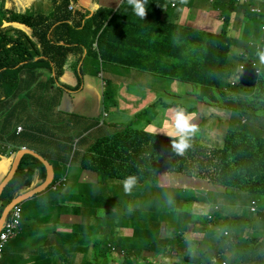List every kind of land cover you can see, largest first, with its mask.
<instances>
[{
    "label": "trees",
    "instance_id": "trees-1",
    "mask_svg": "<svg viewBox=\"0 0 264 264\" xmlns=\"http://www.w3.org/2000/svg\"><path fill=\"white\" fill-rule=\"evenodd\" d=\"M52 1L54 6L50 15L42 13L34 15L30 12L7 15L6 0H0V109H3L4 102L11 104L8 98L9 94L14 92L13 95H15L20 91L28 98L33 97L36 107L41 109L40 113L33 117L36 122L41 121L45 124L48 110L50 118L53 115H55V120L62 118L66 112L60 109V102L65 91L70 94L71 91L79 90L83 83V79H79L77 85L74 86L62 79L67 69L71 67L68 64L67 68H64L68 62L67 55L72 50L92 49L86 58L87 63L93 64V58H96L97 62L102 61L103 66L110 67L111 64L113 68L120 67L121 64L126 65L125 62L130 65L133 62L142 65L145 62L142 58H148L153 60V64L163 74L165 73L163 65L167 63L168 58L179 53L182 49L178 44L181 43L183 46L188 43L186 41L191 40L206 46L205 60L198 62L190 71L186 69L173 74L174 78H181L185 84H188L187 82L200 79L202 77L200 72L204 70L217 81L221 79L220 75L224 74L219 71L218 75H215L216 70L221 66L235 73H238L242 66V76L250 79L253 84L258 83L264 93V53L258 54L254 46L245 45L244 49L248 54L241 52L229 60L228 51L225 49L231 43L233 44L234 41L231 37L211 35V38L204 37L203 40H199L196 37L188 38L190 32L185 31L181 33V39L176 35L177 42L171 41V30L167 33L157 31L164 25L161 13L164 6H170L173 3L170 0H125L115 11L113 8L101 6L92 16L81 14L78 10L69 12L67 9L69 0H60L58 6L59 0ZM176 1L178 2V0ZM177 2L175 3L177 4ZM132 4L146 6L140 12L141 18L135 22L143 24V29L138 27L141 31L123 20V7ZM225 5L224 10H230L229 14L235 10L240 11L241 14L242 12L246 15L249 14L247 6L236 5L233 0L225 1ZM63 8H65V13L60 16ZM119 8L122 13L118 11ZM113 12L114 17H111ZM132 14L139 17L135 10ZM70 17L74 24L80 23L77 28L81 30L76 31L79 32V35L73 32L74 29L66 23ZM115 20L121 21L129 27L125 35L118 32L113 36V40L117 43L108 39V32L113 30ZM19 21L27 23L34 30L24 32L15 28L13 23ZM58 21L60 23H56ZM237 21L240 29H246L247 17L245 15L239 14ZM168 25L173 27L172 24ZM226 28L227 26H222L225 33ZM129 29L134 38L128 39ZM155 30L168 41L162 42L161 39H157V42H154L147 36L148 32ZM261 32L263 31L258 26L252 36L255 37L257 33ZM86 35L90 36L87 43L79 41ZM76 41H78L77 44L71 45ZM254 43L264 45L262 41L254 40ZM134 49H137L138 52L133 53ZM253 61H257L259 64H254ZM42 68H46L52 73L47 81L38 79L40 70L37 69ZM78 71L77 74H80L81 78L83 71ZM24 73L26 77L22 76ZM51 84L55 85L54 89H51ZM208 84L196 88L197 96H210L213 83L209 82ZM244 84L245 81L241 78V83L236 86L241 88L237 94H244L242 93V89H246ZM38 90L41 91L40 94L37 93ZM103 99L106 103L112 99L110 87H105ZM225 100L229 104L236 103L234 108L241 112L247 110V96L244 99L238 96H235L234 99L225 97ZM55 103L59 104L58 109H54ZM160 104L165 107L168 105L163 100ZM141 113V111L136 112L134 117L125 124L127 130L131 131L130 134H138L141 137L128 136L110 143H107L109 138H100L93 146L95 153L101 148H116L123 151L125 162L131 169L123 170L117 177L124 178L126 183L114 190L111 195L102 194L99 208L103 209L106 224L111 229L110 233H115L117 229L124 230L128 226L135 230H132L130 236H124L120 241L113 239L112 243L100 242L104 243L109 250L110 261L105 257L86 264H114V261L117 264H136V259H139L136 254L142 251H147L155 257L158 256L157 258H164L167 251H176L182 256L180 261H173V258H170L165 264H171V262L172 264H232L233 261H237L236 264H264V240L259 238L264 233V219H260V223H258L256 218L258 213L264 212V123L260 127H255L257 119L261 121L264 119H261L263 116L257 118L256 113L249 110L243 115L246 119L245 122H248L242 123L241 119L233 122V129L227 130L222 148H220L215 145H203V142L196 141L194 138L187 139L155 132L148 128L149 125L145 127L146 129L137 127V124L145 121L140 115ZM7 119H10V112ZM79 119L82 118L79 117ZM67 122L75 127L72 119H67ZM96 126V123L92 122L84 129L91 130L92 133ZM24 129L19 132L21 135L27 133L38 140L37 130L28 128L24 131ZM260 129H263L262 134ZM21 135H17L16 129L8 134V137L0 132V138L13 143L18 142ZM216 140L217 138H212V142L216 143ZM34 143L37 144V142ZM22 145L19 143L16 149ZM67 149H71V147H67ZM156 158H166L168 163L157 167ZM91 163L95 164L97 160H90L86 155H83L82 167L94 168ZM124 165L125 163L119 164V166ZM100 166L98 171L101 169ZM156 169L173 172L178 178L179 185L176 183H174L175 186L168 183L155 185L159 172L157 171L156 174ZM109 175L114 176L111 173ZM45 178V165L36 157L25 154L18 171L0 197V214L22 189L35 188ZM187 185L200 187L201 191L206 188H214L213 206L205 207L204 211L200 212L201 208L209 201H204L200 194L201 191L194 195H188L189 189L183 187ZM120 189L122 192H119ZM238 192L240 195L243 193L250 197L251 201L256 200L258 211L252 212L251 204L248 205V211L224 210L216 200L227 199L230 204H233ZM161 193L173 195L170 197L171 202L161 203L158 198H155ZM39 195H36L34 199ZM141 200H144L145 208L140 210L139 207L137 209L133 207V204H137ZM190 203H194V206L188 210L185 209V205ZM50 205L52 203L41 202L39 205L37 202L29 200L24 204V218H30L33 214L55 215V210ZM178 206L181 209H178ZM195 206L199 209L197 210ZM173 211L183 218L180 225L168 217ZM190 226L191 228H189ZM217 227L219 228L217 229ZM223 229L233 231L234 235L227 237L225 235L227 233H222ZM247 229L253 236L259 237L250 238ZM126 237L133 239L127 251L123 246ZM92 245H96V248L98 242L92 241ZM204 245L207 246L206 250ZM112 247L119 250V258L116 259L113 256ZM194 247L197 252L195 255L190 252ZM183 249L190 251L184 252ZM142 260L147 262L145 264H156L152 258L147 257ZM0 264H7L6 259H2Z\"/></svg>",
    "mask_w": 264,
    "mask_h": 264
},
{
    "label": "rangeland",
    "instance_id": "rangeland-1",
    "mask_svg": "<svg viewBox=\"0 0 264 264\" xmlns=\"http://www.w3.org/2000/svg\"><path fill=\"white\" fill-rule=\"evenodd\" d=\"M104 2H107V0H103ZM75 6L76 3L72 2ZM50 8V6H49ZM48 14V13H47ZM131 23V21L129 22ZM127 28H129L127 26ZM79 35V32L77 33ZM251 33L250 38L254 39L255 41H262L264 42V32L257 33L255 37ZM157 38H161L160 33H155L154 35ZM78 37V36H77ZM88 35H86L84 38L80 39L79 41L83 43H87L88 41ZM261 39V40H260ZM127 41V39H125ZM122 43V42H121ZM232 43L225 49V51H228L232 47ZM178 46L182 47L180 50L176 60V68L174 70H169L167 73L168 78H154L152 75L148 74L146 71H144L143 67L139 64H135V68H132L129 72L125 71L124 68L116 67H102L101 62L97 63V59L93 58V64L85 65L83 64L81 69H79V64L77 62L71 63V67L67 69L65 72V75L62 76V79L68 82L71 85L76 86L79 79H83V85L79 88V90L75 91H81L85 88V76L86 73H84L83 77L80 78L78 74H76V70H82L83 72H91V76H95L97 80L100 82L102 81V89L101 92L105 89L106 85H104V80H110L111 86L113 87L112 95H116L119 97L118 99V107L113 106L110 107V117L113 122L119 123L118 126L111 125L109 129H113L115 127H120L121 132L119 135L115 137V139L119 137H126L128 134H130V130H127L125 124L128 123L130 118L134 117L135 112L137 110H140L142 113L140 114L144 118V122L137 124V127H146L150 128L151 130L155 132L160 133H167L174 137H183L187 139L194 138L196 141L203 142V145H215L222 148V144L224 141V137L227 133L228 129H233V122H237V120L241 119L242 123L245 122V117L243 115L247 113L241 112L239 109H235L236 103L231 102L229 104L225 97H230V99H234L235 96L241 97L244 99L247 95L244 94H250V96L255 95L253 88H246L242 89V93L244 94H237V91L241 88L236 86H227V85H219V86H212V91L210 96L208 97H199L197 96L195 90L197 87L202 85H207L208 83L202 81L201 79L198 80H192V82H187L188 84H185L182 80L183 79H177L174 78L172 75L182 72L184 69H187V71H190L199 61L204 60V54L202 52L201 45H198V49L196 52L192 51L189 47V43L182 46L181 43L178 44ZM258 54H261V51H257ZM232 56L229 55V60H232ZM254 64H259L257 61H253ZM126 66L129 65L125 62ZM97 66H99V69L97 71ZM148 68H151L150 65L147 64ZM38 71L40 69H37ZM100 72V74H99ZM43 77H49V75L43 74ZM38 79L41 80V73ZM247 77H244V80H247ZM144 85V87H141ZM209 85V84H208ZM119 87V88H118ZM194 90V92H193ZM119 91H121L119 95ZM256 93L258 92V89L255 90ZM14 93V92H13ZM13 93L9 94V100L11 101V107L9 108L10 112V119H9V127L11 129H15L17 127L16 125L20 123L21 121L26 122L25 125H31L33 123V117L35 115L34 110L37 108L36 104L34 103L33 97L28 98L27 96L23 97V93L19 92L13 95ZM38 94L41 93V91H37ZM82 98L85 99L88 95L85 90L81 93ZM66 95V94H65ZM123 96L129 100H131V106L133 108V111L128 114H122L121 116L116 118L117 112L120 110H125V105L121 104V100ZM101 99V95L99 96V101ZM165 101L168 103V105L165 107L160 104L161 101ZM133 101V102H132ZM142 103V106L140 108L137 107ZM151 104V105H149ZM20 105L23 107L21 108ZM137 107V108H136ZM53 111H55L53 109ZM0 118L4 115L7 116V112L5 113V110L1 111ZM49 110L46 114L47 122H54L55 121V115H53L52 118H50ZM257 115V118L261 116L260 112H255ZM262 115H264V111L261 112ZM9 114V113H8ZM255 118V119H257ZM264 116L261 118L263 119ZM3 119V118H2ZM42 120V118L40 117ZM4 120V119H3ZM41 122V121H39ZM2 123V120L0 119V125ZM264 123V119L259 121L257 119V123L255 127H260ZM142 124V125H141ZM229 127V128H228ZM260 132L262 134L263 129H260ZM26 133H23L18 140L19 143H26L30 146L29 138L25 139ZM219 137V138H218ZM264 137V134H263ZM212 138H217L216 143L212 142ZM17 140V139H16ZM17 154V153H16ZM16 156V155H15ZM50 161L52 162L54 168H55V179H59L66 175L69 180H79L82 177V169L80 168V165L78 163V158L75 157V162L68 166V162L71 159L70 153H59L56 157L48 156ZM1 163V162H0ZM168 161L166 158H156L155 164L156 166H162L166 165ZM8 166H10L8 164ZM3 167V164H0V168ZM5 168V167H4ZM91 169H88L85 171V174L90 176L92 174ZM2 170H0V181L2 176ZM159 171V170H158ZM158 181L155 182V185L160 184V182H164L167 180V182L173 183V180L177 185L178 181L175 178L176 175L174 173L168 172V173H161L159 180V174ZM119 180L116 178H111L106 180V186L110 187V191H113L115 189V186ZM136 184V183H135ZM162 185V184H160ZM79 187H84L83 185L79 184ZM120 185L116 187L119 188ZM185 188L189 189L188 195H194L201 191L200 187L197 186H183ZM119 192H122L120 189ZM170 192V191H169ZM118 194V193H117ZM165 193H162L160 196H158V199L162 202L168 201L171 202L170 197L173 195H164ZM201 196L204 198V201H209V203L205 204L200 212L204 211L205 207H212V201L214 198V188H206L201 191ZM56 194L53 193L50 188L45 191L41 196L32 199V201L37 202L39 205L41 202H44L45 200H54L56 199ZM124 198V197H122ZM217 202L221 205L222 209L227 210H238V212L248 211V205L250 204V197L245 194H241L240 192L236 193V199L233 204H230L227 199H216ZM143 201V203H141ZM26 203V202H25ZM120 207L119 205H117ZM191 206H194V203H190L185 205V209H190ZM113 207V206H112ZM116 207V206H115ZM133 207L136 209L139 207L140 210L144 207V200H141L137 202V204H133ZM197 210L199 209L197 206H195ZM254 209L253 212L258 211V205L252 204L250 206V210ZM139 210V213H141ZM225 213V212H224ZM171 218L174 220L176 224H179L182 222L183 218H181L179 215L176 214L175 211L170 213ZM260 216H263L260 218ZM30 217L38 218V220L45 222L46 224L50 223V219L48 216L44 215H37L33 214ZM29 218V217H28ZM251 218V217H248ZM257 222L260 223V219H264V212H260L256 215ZM180 225V224H179ZM133 231L135 230L133 227L128 226ZM85 228H88L85 225ZM191 228V226L189 227ZM219 227H217L218 229ZM245 229V228H244ZM111 230V229H110ZM132 230L130 229H117L115 233H110L109 235H102L99 233H92V238L90 240L95 241L98 240L99 242H111L113 239H119L122 240L124 236H130L132 234ZM221 231V230H220ZM222 233L225 234L227 237H230L231 235H234L233 231L229 230H222ZM225 231V232H224ZM249 232V237H259V236H253L251 231L247 229ZM244 232V231H243ZM261 239L264 240V233L260 235ZM41 242H43L46 245H50L52 240H59L58 235H42L40 238ZM29 241H31V237L27 235L24 237L19 243H16L13 248L16 251V249L21 248L22 246L26 245ZM133 241V239L126 237L123 241L124 249L127 251L129 249L130 242ZM192 240L190 241V243ZM204 249H207V246H203ZM184 252L190 251L183 249ZM192 254H196V247L192 248L190 251ZM165 253V252H164ZM95 254L94 251H86L83 252V256L79 255V257H72L69 260H67L66 264H86V262L93 259V255ZM132 254V253H131ZM177 253L175 251H167L164 258H155V256L147 251L137 252L136 256L139 259H136V264H145L146 261L142 260L143 258H152L153 262L156 264H165L167 263L171 257H174ZM39 251L34 250L32 253V257L35 258L34 262L36 264H56L55 257L53 255L44 256L41 258H38ZM134 255V254H132ZM100 256L102 254L100 253ZM182 256L180 255L179 258ZM178 261V260H177ZM147 263V262H146ZM237 261H233L232 264H236ZM114 264H117L116 261H114ZM172 264V262H171Z\"/></svg>",
    "mask_w": 264,
    "mask_h": 264
},
{
    "label": "clouds",
    "instance_id": "clouds-1",
    "mask_svg": "<svg viewBox=\"0 0 264 264\" xmlns=\"http://www.w3.org/2000/svg\"><path fill=\"white\" fill-rule=\"evenodd\" d=\"M170 1L174 2V3L177 2L176 0H170ZM209 1L215 2L216 0H209ZM226 1H229V0H226ZM233 1L236 5H242L244 3L248 4L247 10H248L249 14L246 15L243 12L241 14V15H245L247 17L246 29H253V28L256 29L259 26L261 28V30L264 32V23H263L264 22V5H257V6L251 5L250 0H233ZM72 2L76 3V0H69L68 1L67 9L69 12L78 10L79 12H81V14L88 15V16H92L96 12V10L99 7H101V6H96V7L95 6H88V5H84V3H81L82 6H76V5L74 6ZM178 2H179V0H178ZM120 3H121V0H119L116 8L119 7ZM131 6H144V5L132 4ZM170 6H177V4L175 3L173 5V3H172ZM102 7H109V6H102ZM114 11H115V9H114ZM52 12H53V6H52L51 11L48 14H44V13H42V14L43 15H50ZM64 13H65V8H63L62 11L60 12V16H63ZM111 17H114V12L112 13ZM56 23H60V21H58ZM66 23H68L74 29L73 32L81 30V29L77 28V26L80 23L74 24V21L72 20L71 17L69 18V20H67ZM13 25L15 28L20 29L24 32H30V31L34 30L32 26L28 25L27 23L21 22V21L14 22ZM253 32L255 33L254 30L251 31V33H253ZM77 43H78V41L71 43V45H75ZM188 43H189V47L191 48V50L196 52L197 50H196L195 46L191 42H188ZM248 45L254 46L256 52L258 50H260L261 54L264 53V45L263 46L262 45H256L254 42H250V41L248 42ZM230 49L228 50V53H227L228 57H229ZM91 51H92V49H88V48L75 50V51L72 50L67 55L68 62L66 63L64 68H67L68 64H70V66H71V63H73V62H77L79 64V67H82L83 64L89 65V63H87V61H86V58L89 55V53H91ZM134 51H135V53L138 52L137 49H134ZM178 54L179 53H176L174 56L169 57L167 63L163 65V71L165 73H167L169 70H174L176 68V64H177L176 58H177ZM233 55L237 56L238 53H234ZM142 59L145 60V62L141 66L143 67L144 71H146L148 74L152 75L154 78H160V77L168 78L167 77L168 73L167 74L160 73V70L157 69L156 65L153 64V60L148 59V58H142ZM204 60H205V56H204ZM99 62H101L102 67H105V66H103V63L101 60H99L97 63H99ZM147 64L150 65L151 68H148ZM107 67H109V66H107ZM127 67L130 69L135 68V63L133 62L132 65L129 64V65H127ZM98 69H99V66H97V71H98ZM184 70H186V69H184ZM242 70H243V67L241 66L239 68L238 73H235L234 71H231V70L226 69V68L221 66L219 69L216 70L215 75H218L219 71H222L224 74L220 75L222 77H221V79H219L217 81H215V78L212 77L209 73H207L204 70H201L200 74L202 75V77L200 79L206 83H209V82L213 83V85H211V86H219V85L237 86L238 84L241 83V78L244 80V77L241 74ZM40 73H41V80H43V81H47L52 75V73L46 68L40 69ZM84 73H86V75L91 74V72H82L81 78L83 77ZM43 74L49 75V77H43ZM76 74H77V71H76ZM99 74H100V72H99ZM22 76L26 77V74L24 73ZM244 81H245L244 85L246 88L256 87L253 89H255V90L258 89L257 93L254 90L255 95L250 96V94H252V93L246 94L247 95V110L246 111L249 112V110H250L253 113L259 111L261 116H264L261 113L262 111H264V93L261 91L260 85L258 83L253 84L250 79H247ZM100 82H101V89H102V81H100ZM83 83H82V85H83ZM109 83H110V85H109ZM104 85H106V87H110V89L112 91L114 90L113 87L111 86L110 80H107V81L104 80ZM54 88H55V85L51 84V89H54ZM101 89L98 92V95H101L100 113L97 116H92L93 121L97 125L96 128H99V129L106 128V127L110 126V124L115 125L114 124L115 122H113L111 117H110V107H113V106L118 107V99H119V97H117L116 95H112V99H110L109 103H106L103 99L104 90L101 92ZM75 91H77V90H74L73 92H75ZM65 93H68V91H65ZM71 93H72V91H71ZM71 93L69 95H71ZM23 97H24V93H23ZM123 98H125V97L123 96ZM123 98L121 100L122 105L124 104ZM125 99H127V98H125ZM149 105H151V104H149ZM141 106H142V103L139 106L137 105L138 108H140ZM138 111H140V110H137L136 112H138ZM0 127L2 128L1 125H0ZM20 127H21V129H19ZM23 129H24V127L22 125H18L16 127L17 135H20L19 132H21ZM41 135H42L41 133H39V132L37 133L39 144H38V147H35V148L30 147L29 145L22 143L23 145L21 147H19L18 149H16V146H19L18 143L8 142L5 139L0 138V162H1L0 164H3V167L0 168V170L3 169L2 175H4V176H2L0 183L8 175L10 168L12 166V163L14 161L15 155L18 152V150L21 148H23V149L29 148V149L37 152L39 155H41L45 160H47L49 162V164L52 166V169H53L52 180H51L50 184H48L43 191H40V192L34 194L32 197H30L27 200H24L20 203L15 204L10 209L5 221L3 222L2 226L0 227V262L2 259H6L7 264H36L34 262L35 258L32 257V253L34 250L39 251V255L37 256L38 258L48 256V255H53L55 257L56 264H66L67 260H69L70 258L79 257V255L83 256V252H86V251H94L95 252V254L93 255V259L88 261L89 263H93L96 260H99V259L105 258V257H107V260L110 261L111 254H110L109 250L107 249V247L104 245V243H100L98 240H95L98 242V246L95 248L96 245H92V240H90V239L92 238V233H99V234H102L105 236L110 234V228L106 224V221H105L106 219H105L104 213L102 211L103 209L99 208V205L101 204V198H102L101 195L102 194L111 195L112 192L114 190H116V187L118 185L121 186V185L125 184L126 181H124V178H118L117 175L121 174L123 170H129L131 168L126 164V162H125L124 166H119V164H116V161H118L117 160L118 158L116 155L112 154V152L109 151V149L101 148L100 151L95 153L93 150V146L95 145L97 140L100 138H109V141L107 143L115 142L118 139H115L116 136H102V135H100L89 146L87 145L83 152H80L79 148L81 146L86 145L85 141L87 139H83L85 136H78V137L73 138L69 135H61L59 133H55V135L50 138V137H45V136H41ZM135 135L138 137H141V135H138V134H135ZM107 143H104V144H107ZM69 144H71V149H67ZM72 147H73V149H72ZM59 153H63V154L70 153L71 154V159L68 162V166H70L71 164L74 163L73 160L75 159V157H79L80 168L82 169V172H85L86 170L91 169V168H83L82 167L83 155H86L87 158H89L90 160H93V159L97 160V163H95V164L91 163L94 166V168L91 170V172L92 173L94 172V174H96V176H97L96 179L95 180L89 179L88 182H86L84 184L85 185L84 190L83 191L81 190L79 195H75L73 193L65 192L66 185L68 183V177L66 175H64L63 177H61L57 180L55 179V168H54V166H53V164L50 161L48 156L56 157ZM25 154H30V153H24L23 156ZM30 155H32V154H30ZM79 161H78V163H79ZM21 162H22V158H21L20 164H21ZM8 164L10 166H8ZM20 164H19V166H20ZM100 164H101V166H100ZM19 166H18L16 172L18 171ZM99 166L101 167V169L98 171ZM45 168H46V166H45ZM157 171L158 170L156 169V174H157ZM16 172H15V174H16ZM168 172H171V171H165L163 173H168ZM110 173L113 174L114 176H110L109 175ZM171 173H173V172H171ZM15 174L13 175V177L15 176ZM158 174H159V172H158ZM13 177H12V179H13ZM47 177H48V172H47V168H46V178L40 185H42L46 181ZM108 178L109 179L116 178L117 180H119V182L117 183V185L115 186V189L113 191H110L111 186L110 187L106 186V180ZM175 178L178 180L177 176ZM156 181H158V176H157ZM9 183H7L6 186ZM167 183L169 185H171V184L174 185L175 181L173 180V183H170V182H167V180H166V181L162 182V185L167 184ZM160 184H158V185H160ZM39 186L32 188V189H29V188L22 189L14 199H16L18 196H21V195H23V194H25V193L33 190V189L38 188ZM5 187H4V189H5ZM49 188L53 193L56 194L57 197L54 200L47 199L44 201V203H46V202L52 203V205H50V206L54 208L55 215L43 214L41 216H44V215L48 216L50 219V223L46 224L45 222L40 221V220H38V218H35V217H30L27 219L24 218V204H25V202L34 199V197L36 195H39V193H42V194L45 193V191L48 190ZM2 193H3V191L1 192L0 197H1ZM42 194H40L39 196H41ZM161 194L156 195L155 198H158V196H160ZM160 202L165 203L167 201H164V202L160 201ZM253 203L256 204L257 201L256 200H253V201L250 200V204L252 205ZM17 205L21 206V208H22V217H21V221H19V223L15 224V226L13 227V220L11 219L12 218L11 213H12L13 208ZM257 205H258V203H257ZM5 208L3 209L2 213L0 214V219H1V216H2ZM177 208L181 209L180 206H178ZM251 211L253 212V210H251ZM168 217H171V215H169ZM85 225L88 228H85ZM162 226H163V224H162ZM125 229L132 230L129 227H127ZM8 231H11V232L9 233ZM55 234L59 236V240H52L50 245H46L43 242H41V240H40L42 235H51L52 236ZM27 235H29L31 237V241H29L26 245L22 246L21 248L18 247V249H16V251H15L13 246L16 243H19ZM3 236H8V237L6 240H4ZM6 249H7V252H6ZM118 251L119 250H116L112 247V253L116 259L120 257V255L118 254ZM100 253L102 254V256H100ZM157 257L158 256H156L155 258H157ZM179 257H180V254L177 253L174 257H171V258H173V261L182 260V257L181 258H179ZM88 262H86V263H88ZM185 264H189V263H185Z\"/></svg>",
    "mask_w": 264,
    "mask_h": 264
},
{
    "label": "crops",
    "instance_id": "crops-1",
    "mask_svg": "<svg viewBox=\"0 0 264 264\" xmlns=\"http://www.w3.org/2000/svg\"><path fill=\"white\" fill-rule=\"evenodd\" d=\"M125 0H121L120 5L124 2ZM226 0H216L215 2H210L209 0H179L177 3V6H164V10L161 13V20L164 22V25H162L161 29L157 30L160 32H165L167 33L168 31H172V37L171 41L175 40L177 41V36H179V39H181V33H184L185 31H189L188 38H195L199 40H203L202 38H211V35H225L228 37H231L233 39V45L230 49V56H235L233 55L234 53H241L242 51L246 53L247 51L244 49L245 45H248V42H254V39L250 38L251 31L254 30L256 31L255 28L253 29H240L238 26V17L239 14L241 15V12L238 10H235L234 12L232 11L231 14H229V11H225L224 7ZM119 0H107V2H104L103 0H76V6H82L81 3H84V5L88 6H109L108 8H113L117 9V4ZM60 0L58 1L57 6L59 5ZM251 5H264V0H250ZM6 9H7V15L12 14V13H25V12H30L31 14H40L44 13L47 14L51 11L52 6H54V2L52 0H6L5 3ZM50 6V8H49ZM239 6H247L248 4H242ZM146 6H124L122 9V13L120 8L118 9L119 12L122 13L124 16V21L125 22H130L131 25L134 26L135 29H138V31H141L143 29V24L140 23H135L141 18V11L144 10ZM135 10L137 15H133L132 12ZM38 22H40L38 20ZM224 22H226L224 24ZM166 23V24H165ZM168 24H172L173 27H170ZM113 30L108 32V39L113 40V36L116 35L118 32H121L122 34L125 35V32L127 30V25L123 24L121 21L115 20L113 22ZM222 26H227L226 28V33L223 32ZM138 27H141L139 29ZM152 31L148 32L147 36L149 38H152L154 42H157V39H161L162 42H167L164 37L157 38L155 37V33L157 32ZM113 33V34H112ZM143 34V33H142ZM177 35V36H176ZM90 39V36H88ZM134 38L130 34V29H129V38L131 39ZM114 41V40H113ZM112 42V41H111ZM178 42V41H177ZM186 42H191L196 50L198 49V45H201L202 47V52L204 53L206 46L196 42L195 40L191 41H186ZM114 43H117V41H114ZM120 43V42H118ZM263 46V45H262ZM135 53V51H132ZM121 66L125 67V71L129 72L131 69L128 68L126 65L121 64ZM165 78V77H162ZM160 79V78H159ZM166 79V78H165ZM141 87H144L142 85ZM101 89V82L97 80L95 76L91 75H86L85 76V88L81 91L78 92H72L71 95L68 93H64L61 102H60V109H62L63 112H66L65 115L60 118L59 120H55L54 122H46L45 124L41 122H36L33 120V123L31 125H25L26 122L21 121L18 123V125H22L25 127L24 131H26L28 128L32 130H37L39 133H41L45 137H53L55 133H59L61 135H69L71 137H78V136H85L83 139H87L85 141V146H81L79 148L80 152H83L86 148V146L90 145L92 142L95 141V139L102 135V136H117L121 132L120 127H115L113 129L109 128H94L92 130H85V126L94 122L92 116H97L100 113V108L101 104L99 101V96L98 92ZM88 93V95H85L86 98L83 99L81 94L83 91ZM121 91H119L120 95ZM66 94V95H65ZM98 95V96H97ZM123 102L125 105V110H119L116 114V118L121 116L123 113L128 114L133 111V108L131 106V101L128 99L123 98ZM133 102V101H132ZM3 109L0 110H5V113L7 112V116L9 113V108L11 107L10 103H3ZM22 108L23 106L20 105ZM54 109L59 108V104L55 103L53 106ZM41 109L37 107L34 112L36 116L39 114ZM37 112V113H36ZM5 115V114H4ZM2 116L0 119L2 120L1 126L0 127V132L3 134L5 137H8V134H11L15 129H11L9 127V119H7V116ZM81 117L82 119H79ZM4 120H3V119ZM67 119H72L73 123L75 124V127H72L68 122ZM131 118L128 120L130 121ZM126 121V122H128ZM143 123V122H142ZM114 126H118L119 123L115 122ZM109 127V126H108ZM145 128V127H144ZM150 129V128H149ZM151 130V129H150ZM21 135V134H20ZM131 136V137H138L134 133L128 134L126 137ZM126 137H119L117 138L118 140L120 138H126ZM29 138V134L26 133L25 139L27 140ZM34 142H37L35 145ZM18 143V142H14ZM30 147H38L39 141L36 139V137H31L30 136ZM26 144V143H23ZM27 145V144H26ZM71 147V144L68 145V148ZM109 151L112 152V154L117 156L116 164H121L125 163V157L123 151L116 149V148H111ZM78 161H79V157ZM75 162V159L73 160ZM80 165V161H79ZM165 171L160 170L159 171V180L161 179L160 174ZM96 174L94 172L88 176L83 172L81 179L79 180H69L66 185V190L65 192L67 193H73L75 195H79L81 190H84V187H79L78 185L81 184L85 186L84 184L88 182L89 179L95 180L96 179ZM162 184V182H160Z\"/></svg>",
    "mask_w": 264,
    "mask_h": 264
},
{
    "label": "water",
    "instance_id": "water-1",
    "mask_svg": "<svg viewBox=\"0 0 264 264\" xmlns=\"http://www.w3.org/2000/svg\"><path fill=\"white\" fill-rule=\"evenodd\" d=\"M24 153H30L32 154L33 156H35L36 158H38L40 161H42L46 168H47V172H48V177L46 179V181L40 185L38 188L36 189H33L21 196H18L16 199H14L10 204H8V206L5 208L2 216H1V219H0V227L2 226L3 222L5 221L10 209L17 203H20L24 200H27L29 199L30 197H32L34 194L40 192V191H43L46 186L48 184H50L51 180H52V175H53V169H52V166L49 164V162L47 160H45L41 155H39L37 152L27 148V149H19L15 158H14V161L12 163V166L10 168V171L8 173V175L5 177V179L0 183V194L1 192L3 191L4 187L6 186L7 183L10 182V180L12 179L13 175L15 174L19 164H20V161H21V158L23 156Z\"/></svg>",
    "mask_w": 264,
    "mask_h": 264
},
{
    "label": "built area",
    "instance_id": "built-area-1",
    "mask_svg": "<svg viewBox=\"0 0 264 264\" xmlns=\"http://www.w3.org/2000/svg\"><path fill=\"white\" fill-rule=\"evenodd\" d=\"M174 4L175 3L173 2V5ZM19 129H21V127ZM252 210H254V209L252 208ZM11 216H12L11 219L13 220V227H14L15 224H18L19 221H21V217H22V208H21V206H19V205L15 206L13 208V210H12ZM8 232L10 233L11 231H8ZM3 237H4V240H6L8 236H3Z\"/></svg>",
    "mask_w": 264,
    "mask_h": 264
}]
</instances>
